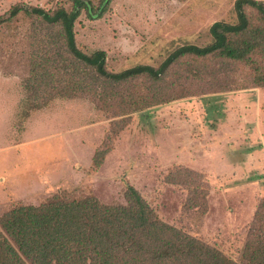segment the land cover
<instances>
[{"label":"rangeland","instance_id":"1","mask_svg":"<svg viewBox=\"0 0 264 264\" xmlns=\"http://www.w3.org/2000/svg\"><path fill=\"white\" fill-rule=\"evenodd\" d=\"M90 1L98 7L101 0ZM235 1L111 0L99 19L82 11L76 45L91 57L105 51L110 72L158 67L178 47L211 43L213 23H236ZM73 5L0 0V219L55 195L126 205L133 186L160 220L238 264H252L246 244L254 239L251 225L264 200V44L249 63L182 58L160 83L175 96L146 109L126 113L120 100L112 106L89 94L44 103L57 91L26 87L32 63L49 51L64 59V40L58 26L22 10L53 13ZM245 11L252 27L264 26L255 8ZM115 86L106 85L109 95ZM148 86L142 78L119 91L152 94Z\"/></svg>","mask_w":264,"mask_h":264},{"label":"trees","instance_id":"2","mask_svg":"<svg viewBox=\"0 0 264 264\" xmlns=\"http://www.w3.org/2000/svg\"><path fill=\"white\" fill-rule=\"evenodd\" d=\"M110 2L101 0L95 7L90 0H74L70 11L62 7L53 13L20 8L58 26L64 40V59L49 51L32 63V81L26 87L34 92L39 88L57 91L49 92L44 103L56 96L89 94L104 103L111 100L112 106L120 100L126 113L146 109L175 96L161 89L160 83L182 58L201 60L218 56L249 63L251 54L264 44V26L252 27L245 11L246 7L255 8L264 20V2L236 0L237 22L213 23V41L208 45L178 47L158 67L140 64L110 72L106 52L102 50L93 57L83 53L76 45L74 31L83 10L89 19H99L108 11ZM20 9L11 15H17ZM79 63L91 72L81 71ZM38 69L44 73L41 71L43 75L37 78ZM142 78L149 83L148 89L154 90L152 94L124 96L119 91L124 83ZM106 85H116L113 95H109ZM100 87L103 89L98 94ZM126 199V205L104 204L95 196L67 199L55 195L39 205H20L9 210L0 219L5 231L0 239V264H238L218 248L160 220L135 187L127 188ZM250 230L254 239L246 244V257L252 264H264V200Z\"/></svg>","mask_w":264,"mask_h":264}]
</instances>
